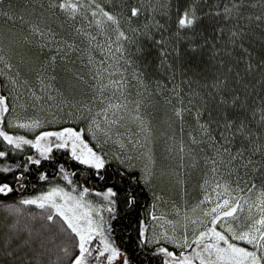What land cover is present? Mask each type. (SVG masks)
Wrapping results in <instances>:
<instances>
[{
	"label": "snow or ice",
	"instance_id": "obj_1",
	"mask_svg": "<svg viewBox=\"0 0 264 264\" xmlns=\"http://www.w3.org/2000/svg\"><path fill=\"white\" fill-rule=\"evenodd\" d=\"M246 6V0H232L217 7L214 15L223 13L225 20L240 17ZM47 7L55 10L47 15L70 22L81 17L87 23L75 24L65 36L43 15L37 16L28 22L31 32L19 39L35 41L41 53L45 47L54 49L51 55L20 57L26 69L0 55L5 69L0 72V209L15 217L0 248V264H33V228L28 222L33 213L27 205L45 210L40 215L51 222L46 227L63 237L56 264H264V95H253L257 86L264 93V59L254 63L256 54L246 47L254 33L248 27L228 32L227 42L247 54L241 57L242 71L237 69L230 78L234 64L229 63L210 90L189 93L200 97L194 109L183 107L182 100L174 108L181 124L184 114L192 112L198 131L190 130L189 139L206 144L201 157L182 137H173L180 164L184 166L187 155L192 167L202 161L207 170L202 197L191 208L173 202L175 218L169 219L160 207L167 197L157 181L176 173L157 168L145 135L151 133L150 120L141 114L139 96L131 112L136 131L123 121L130 111L127 77L131 67L139 91L145 90L144 73L133 59L145 52L137 37L154 40L153 31L166 29L173 11L175 35H184L197 27L204 13L194 3L167 0L161 7L168 20L162 24L155 19L158 6L147 0H49ZM250 7L255 11H245L244 17L264 27V0H252ZM148 12L152 15L142 23L135 22ZM0 13L17 18L11 11ZM214 31L222 33L224 28ZM0 40L18 42L7 36ZM208 43L215 53L221 52L216 41L203 42ZM0 49L8 51L3 43ZM165 51L160 49L161 54ZM58 60L66 63L58 66ZM61 153L67 161L59 158ZM257 153L261 159L254 160ZM72 161L80 167L74 168ZM33 179L43 182L40 190ZM117 233L123 234V243L117 242Z\"/></svg>",
	"mask_w": 264,
	"mask_h": 264
},
{
	"label": "trees",
	"instance_id": "obj_2",
	"mask_svg": "<svg viewBox=\"0 0 264 264\" xmlns=\"http://www.w3.org/2000/svg\"><path fill=\"white\" fill-rule=\"evenodd\" d=\"M103 2L109 4L116 3L117 0H103ZM147 2L155 3L158 6L155 19L160 20L162 24L165 23L168 17L163 15L165 8L161 6L166 5L167 0H147ZM181 2L194 3L198 11L204 13L197 27L184 35H175V11H173L171 13L172 19L168 20V27L153 31L154 40L150 41L143 36L137 37V42L141 44L145 52L142 55H133V59L138 61V66L141 67L144 73L146 85L143 87L145 90L139 91L141 86L138 85L136 80L132 79L131 67H129L127 77L129 81V87L127 88L129 100L134 102L139 96L143 101L141 103V111L150 120L151 133L148 136L151 143L149 146L155 154L157 168L173 169L176 173L171 178L165 177L158 180L157 188L163 191L165 196L170 198L171 201L173 199L177 205L185 201L194 204L195 201L202 197L204 189L201 184L204 178L203 173L207 169L202 161L198 166L192 167L190 157L187 155L184 156V166L180 164L178 145L173 142V137L177 141L182 137L185 144L201 157L205 154L201 149L206 148V144H192L189 139L188 133L190 130L198 131L192 112L189 111L184 114V123L181 124L174 115V108L180 106L179 102L182 100L183 107L194 109L196 105L200 104V97L189 95V93L197 91L206 93V91L210 90L213 79L218 78L217 74L226 72L229 63L234 64L233 72L228 73L230 78L235 75L237 69L242 71L244 62L241 57L247 54L238 45L233 47L227 42L228 32L232 27L237 29L248 27L254 35L246 43V47L251 48L252 52L256 54L254 63L264 59V39L261 38L264 37V27L261 26L260 22H249L244 17L245 11H255L250 7L252 0H246L247 6L242 10L240 17L234 15L227 20L224 19L223 13L219 16L214 15V10L217 7L224 8L232 0H181ZM48 3L49 0H0V9L11 11L17 17L12 19L0 13V36L18 40L17 43H10L9 40H0V43L4 44V49H8V51L0 49V55H7L14 65L19 64L22 69H26L27 65L21 61L20 57H24L25 60L29 56H38L43 59V57L51 55V51H54V49L50 51L45 47L41 53L35 41L28 43L19 39L22 33L29 34L31 32L28 28L29 20H34L37 16L43 15L45 21L50 24L54 31L65 36L71 35L75 24L87 23L81 17H78L75 22H70L65 21L60 16L47 15L48 12L55 11L54 9H48ZM173 3H175V0H173ZM42 4L44 5L43 9L41 8ZM22 14L27 17L23 22L19 19ZM148 15H152V13H146V15L141 16L135 22L142 23ZM89 19L91 18L89 17ZM61 23H63V27H61ZM221 25L224 28L222 33L214 31ZM93 31H95V26ZM218 35L219 40H217ZM209 38L216 41L215 47L221 49L220 53L213 51L212 43L203 44ZM30 39H32L31 36ZM192 44L203 46L194 49L190 47ZM129 48L132 52L135 51L132 45H129ZM161 48L166 49L164 54H161ZM227 48H231L232 51L226 52L225 49ZM72 59L75 60V55L72 56ZM220 60L225 61L224 65H220ZM64 63L66 62L57 61L58 66ZM0 65V72L5 71L2 63ZM76 66L79 67V65ZM31 77L32 82L35 83L34 72L31 73ZM3 83V76L0 75V84ZM174 84L176 85L175 89L173 88ZM205 85L209 87L206 89ZM81 87L86 89L83 82H81ZM174 92L178 93V95L174 94ZM84 94L90 95L87 91ZM253 95L254 97L264 95L260 86H257ZM189 101H193V103L189 105ZM181 128H183V132H181ZM261 130L260 127H257V131ZM170 147L173 149L172 151H169ZM59 158L62 161L68 160V157L63 153L60 154ZM253 159H261V154L257 153ZM71 163L74 168L80 167L79 162L72 161ZM261 171L264 172V169H261ZM49 175H52L51 171H49ZM77 175L79 176V173ZM180 180H183L184 183L181 184ZM32 183L37 190H40L43 182L36 184L35 179H33ZM182 192L183 196L181 195ZM92 199H96V197L93 196ZM2 236L5 237L0 228V238ZM122 237V233H117V242L123 243ZM2 247L3 244L1 243L0 248Z\"/></svg>",
	"mask_w": 264,
	"mask_h": 264
},
{
	"label": "rangeland",
	"instance_id": "obj_3",
	"mask_svg": "<svg viewBox=\"0 0 264 264\" xmlns=\"http://www.w3.org/2000/svg\"><path fill=\"white\" fill-rule=\"evenodd\" d=\"M1 64V63H0ZM0 71H1V65H0ZM106 95H110V92H108ZM119 96V93H117V97ZM130 103L128 105V108L130 111H127L124 113L123 121L127 122V126L131 128L133 132L136 131V122L132 119L131 112L134 111V104L131 100H129ZM99 103V102H97ZM19 114L23 115V111L18 110ZM28 114H31V109L28 110ZM141 114L143 115V112L141 111ZM123 130V129H121ZM145 135H148V133H145ZM173 199L171 201L170 198H167L164 201H161L160 207L167 210V215L169 216V219L175 218V213L172 210V203ZM192 203H187L185 205V202L182 204H178L177 206L184 208L192 207ZM26 210L28 212L33 213V216L28 220L30 226L33 228L32 233V241L33 243L29 246V254L33 256V264H56L55 257L59 252V249L62 247L63 237L56 231L55 228L48 229L46 227L47 223L45 218L40 215L42 213L43 209H40L36 205H27L25 206ZM0 228L2 229L4 235L11 231L9 228V225L13 223V220L15 219L14 216L9 215L4 210L0 209ZM55 219V217H54ZM4 236L0 238V244H3Z\"/></svg>",
	"mask_w": 264,
	"mask_h": 264
}]
</instances>
